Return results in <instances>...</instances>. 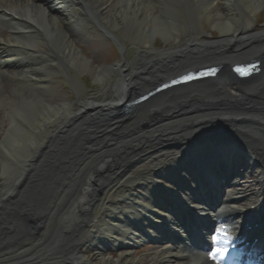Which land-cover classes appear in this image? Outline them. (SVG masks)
<instances>
[{
    "label": "bare ground",
    "instance_id": "bare-ground-1",
    "mask_svg": "<svg viewBox=\"0 0 264 264\" xmlns=\"http://www.w3.org/2000/svg\"><path fill=\"white\" fill-rule=\"evenodd\" d=\"M259 10H264V0H94L89 9L80 8L77 0H0V21L8 29L5 33L0 26V74L13 77L0 78L1 86H13L11 94H0L5 122L0 130V264H13L16 247L40 240V226L54 212L72 177L83 185L63 213L81 206L83 216L75 229L65 233L69 237L63 248L53 251L36 245L18 257L25 258L24 264H143L134 254L135 245L145 237L164 240L165 229L170 230L168 240L176 241L155 251L150 264H197L201 257L183 247L188 235L173 217L172 203L182 198L191 207L189 213L214 217L215 209L203 198L210 200L207 194L218 185L209 172L199 182L189 179V172L208 165L209 159L216 161L226 150L218 140L226 145L234 137L264 163V68L243 82L228 72L231 64L246 57L255 56L264 65V30L253 33L245 24ZM201 18L217 34L212 39L200 28ZM89 20L110 35L117 29L120 39L137 48L134 61L123 58L93 66L79 42L88 36ZM185 20L192 26L188 40L176 48H156L157 38L181 42L179 28ZM206 63L220 65L223 75L160 92L126 113L119 112L123 103L165 77ZM52 74L67 76L75 100L59 94ZM82 74L104 91V100L94 93L86 95L92 86ZM230 115L240 119L227 118ZM234 122L261 139L239 129L227 136L212 134L217 125L231 128ZM191 134L194 139L188 137ZM103 136H109L107 143ZM198 147L220 153L209 150L210 158L202 162ZM173 151L177 153L171 159ZM182 151L192 152L184 160L187 164L162 172L158 160L175 164ZM151 157L157 165L143 168L140 163ZM127 172L138 179L142 173L164 176L169 184L161 188L147 183L145 193L138 196L126 190L124 197V189L117 197L108 194L102 217L90 219L96 193ZM88 191H92L89 197ZM238 213L233 209L223 215ZM23 221L27 224L21 228ZM106 245L119 248L118 255H106Z\"/></svg>",
    "mask_w": 264,
    "mask_h": 264
},
{
    "label": "rangeland",
    "instance_id": "rangeland-1",
    "mask_svg": "<svg viewBox=\"0 0 264 264\" xmlns=\"http://www.w3.org/2000/svg\"><path fill=\"white\" fill-rule=\"evenodd\" d=\"M255 16L257 17V20L259 22V24H256L253 20L252 17L246 18V27L249 31L251 32H255L258 30H264V10H259L257 12H255ZM187 20L184 21V25L183 27L179 28V39L182 40L181 42H179V40H174L171 41L169 43H165L163 42L162 39L157 38L156 39V46L159 49H163V50H167L170 47L171 48H176L178 46H181V44H183L184 41L189 39V34H190V30L192 28V26H190L188 23H186ZM203 22H206L205 20ZM206 31H210L212 33V35L216 36L217 34H214L215 31H213L207 24L206 22ZM115 35L117 37V41L119 43H121L123 45V47L125 48V57L126 59H130L131 61H134V54H136L135 52H137V48L133 47L131 44L129 45L130 42H128L126 39L124 41H122L121 39L118 38L117 29H113L112 30ZM94 36V35H93ZM92 36V37H93ZM100 38L102 39V42L99 45H92V43H90L89 40L82 38L80 42V46L85 45L87 49H89L90 51V56H88L87 58L91 60V62L93 63V66H101V65H110L113 64L114 62H116L119 59V56L117 55L116 51L114 50L113 47H111V43L108 41V39H103L101 36ZM208 39H212L211 37H207ZM109 42L107 44H105L106 42ZM84 47V46H83ZM110 48V51L109 49ZM86 49V51H87ZM108 49V50H107ZM93 51V54H92ZM155 51L151 52L152 54ZM150 53V54H151ZM103 54V55H102ZM64 74V71H62ZM52 78H53V83H56L55 87H57L59 94L62 95L63 97H68L71 98L73 100H75V95L74 93L70 90V84L68 82V78L67 76L61 80L57 74H52ZM73 75V73L71 74ZM65 76V75H64ZM7 78L8 75L7 74H0V78ZM81 77H85L87 83H89L92 87L91 88H87L86 89V95L90 96L92 93H94V95L97 96L98 99L104 100L106 98V95L104 93V91H99L100 88L98 87H93V84L91 83V79L88 76V74H82ZM8 79V78H7ZM13 90V86L12 84H6L5 85H0V94L8 93L11 94ZM3 110H4V106L0 105V130H2V124H5L4 120H3ZM155 157V156H153ZM144 158V160L141 162V164L147 166V167H152V165L154 163H156V161L152 160V158ZM152 161V162H151ZM130 173L128 172L127 175L124 178H117L115 179V182H117V186H121L123 184V182L128 179ZM77 178V177H76ZM255 178H253L254 180ZM67 186L64 189V192L62 194V198H60V200L57 202L56 207L54 208V212L52 214H50L49 216L45 217V224L40 226V235L42 236L40 238V240H37L34 242V240L32 239V241L34 242L33 246H27L23 249H19L17 250L16 253H13V255H15L17 257V260H15V262L13 264H24L25 262V258H18L19 256H22L25 251L28 250H32V248H34L36 245L41 246L40 248H50V250L53 251H59L61 248H63L68 242L67 239L69 236H66L65 233L66 232H71L73 229H75L76 224H78V218L81 214V207H77V208H72V210H70V213L68 215L64 214L63 212H65L69 206V204L71 203L72 199L74 198L72 196V194L74 192H76L78 189H80L83 185V183H81V179L77 178L75 179V177H72L71 180L67 181ZM110 187V186H108ZM107 187V188H108ZM253 187V186H252ZM254 188V187H253ZM107 190V189H106ZM105 190V191H106ZM104 191V192H105ZM92 192V191H91ZM90 191H88L87 193L90 194ZM101 192L99 194V199L97 201V203L94 206V209L92 210L91 214H95V213H101L102 212V208L104 207V203H105V199L107 197V192L104 193ZM45 198L42 199V205L45 204ZM12 203V202H10ZM9 203H7L6 205H8ZM10 207V206H9ZM27 223L26 221H23V224H20V227L23 228V226H25ZM9 228V226H7ZM19 227V228H20ZM69 229L68 231L66 229ZM70 235V234H68ZM31 241V242H32ZM30 243V242H29ZM20 247V246H19ZM14 249V248H13ZM13 249H9L7 250L8 252H12ZM120 250L117 249H113L111 248L110 250H106V255L108 256H117L118 252ZM134 254L140 258L139 260H142L143 264H147L150 260V256L151 253L153 252L152 248H148L147 246H139L138 248L136 247L134 250ZM90 254L94 253L92 251H89ZM12 256V255H11Z\"/></svg>",
    "mask_w": 264,
    "mask_h": 264
},
{
    "label": "snow or ice",
    "instance_id": "snow-or-ice-1",
    "mask_svg": "<svg viewBox=\"0 0 264 264\" xmlns=\"http://www.w3.org/2000/svg\"><path fill=\"white\" fill-rule=\"evenodd\" d=\"M237 71L244 72V69H237ZM218 232H220L223 235V238L225 241H230L231 236L228 232V229L226 227H222L220 229H217ZM213 248L208 252V259L215 261V264H224V259L226 254L229 251V248L227 245L225 246H219V237L213 236Z\"/></svg>",
    "mask_w": 264,
    "mask_h": 264
}]
</instances>
